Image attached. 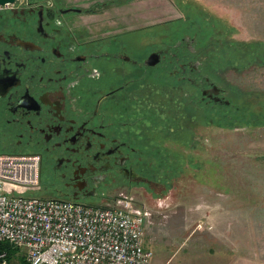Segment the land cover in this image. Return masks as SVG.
<instances>
[{"label": "flooded vegetation", "instance_id": "obj_1", "mask_svg": "<svg viewBox=\"0 0 264 264\" xmlns=\"http://www.w3.org/2000/svg\"><path fill=\"white\" fill-rule=\"evenodd\" d=\"M103 11L67 0L0 6V144L39 157L50 197L103 205L133 188L164 196L138 139L169 135L170 108L180 120L189 104L225 126L260 118L204 67L196 37L178 32L139 48L134 31L127 38L112 21L82 18Z\"/></svg>", "mask_w": 264, "mask_h": 264}, {"label": "rangeland", "instance_id": "obj_2", "mask_svg": "<svg viewBox=\"0 0 264 264\" xmlns=\"http://www.w3.org/2000/svg\"><path fill=\"white\" fill-rule=\"evenodd\" d=\"M67 2L102 3L106 11L82 18L112 21L107 26H119L127 38L134 31L139 48L178 32L196 37L208 54L204 67L235 87L233 98L249 101L253 110L264 106V0ZM174 115L170 108L169 135L138 139L156 159V178L168 185L166 194L149 196L134 188L120 194L145 213L150 264H227L239 255L264 259V121L225 126L189 104L182 119ZM0 153H6L1 144ZM47 181L43 172L42 189L29 194L49 196ZM13 250L12 264H21L22 252Z\"/></svg>", "mask_w": 264, "mask_h": 264}, {"label": "built area", "instance_id": "obj_3", "mask_svg": "<svg viewBox=\"0 0 264 264\" xmlns=\"http://www.w3.org/2000/svg\"><path fill=\"white\" fill-rule=\"evenodd\" d=\"M41 189L37 155L0 153V244L22 252L27 264L151 263L145 213L130 199L96 205L29 194ZM0 264H12L7 248Z\"/></svg>", "mask_w": 264, "mask_h": 264}, {"label": "crops", "instance_id": "obj_4", "mask_svg": "<svg viewBox=\"0 0 264 264\" xmlns=\"http://www.w3.org/2000/svg\"><path fill=\"white\" fill-rule=\"evenodd\" d=\"M227 264H264V259L249 255H239L230 258Z\"/></svg>", "mask_w": 264, "mask_h": 264}, {"label": "trees", "instance_id": "obj_5", "mask_svg": "<svg viewBox=\"0 0 264 264\" xmlns=\"http://www.w3.org/2000/svg\"><path fill=\"white\" fill-rule=\"evenodd\" d=\"M255 109V108H254ZM247 116H252V115H254L255 117H259L260 119H259V122H261V121H264V106H262L261 107V109L260 110H253L252 108H251V111L250 112H248L247 114H246ZM0 248H7L8 249V251H9V254H10V258H12L13 256H14V250H12L7 244H0ZM21 264H27V261H26V259L24 258L23 259V261L21 262Z\"/></svg>", "mask_w": 264, "mask_h": 264}, {"label": "water", "instance_id": "obj_6", "mask_svg": "<svg viewBox=\"0 0 264 264\" xmlns=\"http://www.w3.org/2000/svg\"><path fill=\"white\" fill-rule=\"evenodd\" d=\"M17 0H0V6H8L14 4Z\"/></svg>", "mask_w": 264, "mask_h": 264}]
</instances>
